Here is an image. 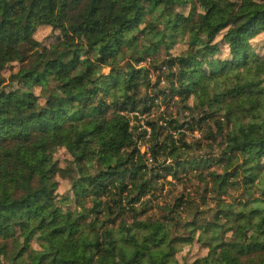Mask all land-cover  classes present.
<instances>
[{
	"label": "clouds",
	"instance_id": "1",
	"mask_svg": "<svg viewBox=\"0 0 264 264\" xmlns=\"http://www.w3.org/2000/svg\"><path fill=\"white\" fill-rule=\"evenodd\" d=\"M0 264H264V0H0Z\"/></svg>",
	"mask_w": 264,
	"mask_h": 264
}]
</instances>
